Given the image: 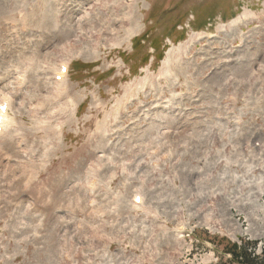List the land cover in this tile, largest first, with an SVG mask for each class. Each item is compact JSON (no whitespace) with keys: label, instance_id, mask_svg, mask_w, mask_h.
Wrapping results in <instances>:
<instances>
[{"label":"rangeland","instance_id":"1","mask_svg":"<svg viewBox=\"0 0 264 264\" xmlns=\"http://www.w3.org/2000/svg\"><path fill=\"white\" fill-rule=\"evenodd\" d=\"M0 76V264L264 248V0H0Z\"/></svg>","mask_w":264,"mask_h":264},{"label":"trees","instance_id":"2","mask_svg":"<svg viewBox=\"0 0 264 264\" xmlns=\"http://www.w3.org/2000/svg\"><path fill=\"white\" fill-rule=\"evenodd\" d=\"M215 240L218 264H264V248L258 251L257 241L245 238H240L238 242H231L226 238Z\"/></svg>","mask_w":264,"mask_h":264},{"label":"bare ground","instance_id":"3","mask_svg":"<svg viewBox=\"0 0 264 264\" xmlns=\"http://www.w3.org/2000/svg\"><path fill=\"white\" fill-rule=\"evenodd\" d=\"M129 6V5H128ZM131 7V6H130ZM121 8H122V11H121V13L122 12H124L125 11V9H126V7L125 6H121ZM127 10H129V7L127 8ZM245 16L246 15H242V16H240V17H238L236 20H234V21H232V23L230 24V25H228V27L226 26V28H228V31H230V30H233L236 26H238V24H240L243 20L245 21ZM122 17V16H121ZM135 18H136V16H135V13L134 12H127L126 14H124L123 15V17L122 18H117L118 20H121V23H122V21L124 22V24H125V27H126V29H125V32L124 33H126V36H127V38H128V36L130 37L132 34H134L135 32H136V28L137 27H135V25H134V20H135ZM24 19V18H23ZM21 20V19H20ZM23 21V20H22ZM114 20H112V22H113ZM13 23V22H12ZM120 23V24H121ZM108 24L110 25L111 23H109L108 22ZM14 26V25H13ZM105 26H108V25H105ZM127 26H128V28H127ZM110 28V27H109ZM123 29V30H124ZM27 30V29H26ZM30 30V29H29ZM122 30V29H121ZM21 32V31H20ZM27 32V31H26ZM29 32V31H28ZM28 32H27V34H28ZM30 32H31V30H30ZM33 32V31H32ZM16 33V32H15ZM117 33V32H116ZM228 33V32H227ZM77 35V34H76ZM59 37V36H58ZM198 37H200V36H198ZM196 38V37H195ZM195 38L193 37L192 39H191V43H192V41L194 40L195 41ZM10 42H12V41H10ZM191 43H189V46L191 45ZM7 44V43H6ZM192 47V46H191ZM182 51H183V49H182ZM185 54V53H184ZM170 61L171 60H168V61H166L165 62V66H167V67H169L170 66ZM60 68V71L57 73V74H55L56 75V77L55 78H57V77H60V80L63 82L64 80H65V75H63V74H61V71H62V69H64V68H66V65H64V64H62L61 65V67H59ZM15 69H17V68H15ZM34 72V71H33ZM5 76V75H4ZM0 78H2L1 76H0ZM5 79V78H4ZM2 82V81H1ZM60 83V82H59ZM16 85V84H15ZM1 86V85H0ZM44 86V85H43ZM16 87V86H15ZM14 87V88H15ZM21 87V86H20ZM16 89V88H15ZM20 89V88H19ZM45 89V88H44ZM1 90H2V88H1ZM1 90H0V92H1ZM64 91V90H63ZM63 95H65L64 93H63ZM8 99L7 98H0V105H2L4 102H6ZM8 103V102H7ZM11 103V102H10ZM23 106H24V104H23ZM119 106V105H118ZM22 107V106H21ZM57 107V106H56ZM10 110H11V107H10V105H9V103H8V112H6V114L5 115H1V117H2V121H1V123H0V134L1 135H3L4 136V130H7V128L6 127H8V125L11 123V120H10V123L8 122L9 121V112H10ZM69 110V108H66V110H65V112H64V115H67V111ZM71 112V111H70ZM39 114V113H38ZM9 123V124H8ZM7 125V126H6ZM9 126H12V125H9ZM33 127V126H32ZM99 127V126H98ZM102 127V126H101ZM6 128V129H5ZM11 128V127H10ZM148 128V127H147ZM31 129V128H30ZM47 129H49V128H47ZM11 130V133H10V135L11 136H9V139H11V138H13V135H12V128L10 129ZM9 130V131H10ZM32 131V130H31ZM6 133H7V131H5ZM5 133V134H6ZM8 134V133H7ZM102 134V133H101ZM144 134V133H143ZM150 135V134H149ZM203 135V134H202ZM48 136V135H47ZM1 137V136H0ZM5 137V136H4ZM18 137V136H17ZM202 137V136H201ZM3 138V137H2ZM1 138V139H2ZM7 138V137H6ZM5 138V139H6ZM148 138V137H147ZM150 138V137H149ZM12 141V140H11ZM1 148V147H0ZM10 148V147H9ZM98 148V147H97ZM0 150H2V149H0ZM21 152V151H20ZM18 153V152H17ZM16 153V154H17ZM15 154V153H14ZM15 154V156H17ZM140 154V153H139ZM137 155V154H136ZM19 157V156H18ZM42 158V157H41ZM13 165V164H12ZM43 166V165H42ZM11 170V169H10ZM177 170V169H176ZM6 177V176H5ZM22 177H23V175H22ZM3 178V177H2ZM91 183L92 182H90L89 183V190L90 191H92L93 190V188H91ZM109 183V182H108ZM72 192V191H71ZM75 193V194H74ZM76 193H80V192H76V191H74L73 192V194L74 195H76ZM77 196V195H76ZM136 197H137V195H135V197H134V200L132 201L133 203H134V207L136 206V207H138V206H140V205H142L143 203H142V200H141V202H140V204L139 205H137L134 201H135V199H136ZM144 205V204H143ZM67 208V207H66ZM122 208V207H121ZM157 208V207H156ZM130 209V208H129ZM140 209V208H139ZM132 211V210H131ZM127 213V212H126ZM123 214V213H122Z\"/></svg>","mask_w":264,"mask_h":264}]
</instances>
